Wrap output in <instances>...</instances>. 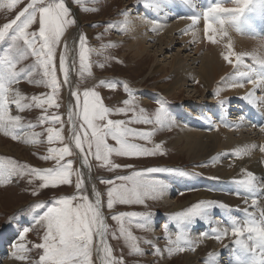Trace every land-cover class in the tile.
Wrapping results in <instances>:
<instances>
[{"label": "rangeland", "instance_id": "374dc122", "mask_svg": "<svg viewBox=\"0 0 264 264\" xmlns=\"http://www.w3.org/2000/svg\"><path fill=\"white\" fill-rule=\"evenodd\" d=\"M155 1L159 2V0H155ZM219 1L221 2V7L223 8H228L230 6H233V10H234L236 17L238 16V14H241L244 12L243 6H245L246 7L245 13L248 14L249 16L244 15V16H240L239 18H235L234 20H231L233 14L229 15L228 19L231 20V24H233L235 27V28L231 27L229 29H227L228 26L226 22L225 23L222 22L223 20L221 18L218 19L219 16H217L216 17V21H217L216 27L217 29L219 28L221 30L220 31L215 30V33L217 34V36L214 37L212 35V32H209L208 29H205V30L202 29L205 26L203 24L204 22H201L199 17L195 19V18H192L193 15H189L187 18H183L184 17L183 15H187L191 12H192L191 14H193L196 12L195 11L196 9L199 10V6H201V4L198 1L196 0H193V1L192 0H160V2H165L169 4V7L170 8L173 7V9H176L177 8L176 4H178V8L175 10L177 13H174L175 15L172 16L175 18L173 22H175L176 24L182 22V24L184 25H182V27H180L179 30L177 29L175 33H172V34L169 33V35H167L168 31L167 32L165 31L166 36H164L163 31H158L155 33L153 31L150 32L146 30L148 31V33H147V39L145 40V43H144L145 52L142 54L140 58H136L133 55L134 54L133 49L132 50L125 49L128 40L131 39L130 37L131 35H129V31H126L127 29L126 30H123V29L125 28V24H124L125 19L128 16L133 18V17H138L139 15H143L145 13L144 9H146V7L143 6L144 9L140 8V5H142L141 4L142 1L140 2L139 0H80V2L77 3L76 0H65L66 6L70 10L69 19L75 20V24L69 25L66 28L65 35L62 38V44L60 47L57 48V51H56L55 63L57 67V76H58V79L61 81V89H60V92L58 93V97H59L58 103L60 107L58 109L49 108L48 113H47V114L60 115L63 121V125L61 124L52 125L50 123L41 124L40 117L42 115H45V112L43 109L36 108L35 106H33L29 109H26L23 112H19L16 109L15 105L12 104L10 105V110H13L19 113L23 118L22 124L24 126H22L21 128L24 129V133L27 134V137H28V134L29 133L31 134L32 132L40 134L38 137L39 142L36 144L29 143L30 145L23 142L21 137L18 134L21 128L14 129L15 135L17 137L16 139H13L11 135H5L3 131L2 132L0 131V139L4 142V145H2V147L7 148L8 146H10L13 150L12 153L10 154L0 155V163H7L8 161H12L17 166H27L23 169L22 174L13 175L12 177H10L9 181L3 184H0V233H3L11 224L15 225L17 223L20 225L18 234L24 228L29 229L27 236H26V241H25L29 248V251L26 253L27 259H25L26 261L23 263L19 262L20 264H36V262L39 260V256L42 255V251H43L42 249L35 248L34 245L43 242L42 238L44 234V226L36 223L35 220L33 219V216H39L46 209H40V210H37L35 213L30 214L29 209L32 205L43 202L46 205L51 206L52 202H54L61 196H70L73 194H76V195L86 194L89 196L90 199H92L91 193L89 190H87L85 185H84L83 193H79L75 189L74 187L75 179H76L75 175H73L72 177L73 183L71 185H59L56 187L49 186L47 188H41L40 185L43 182L38 177L32 175L30 172L31 168L47 169V168L54 167L55 161L44 160L42 157L48 155L47 149L49 147H62L65 144L68 145L72 149L73 155L70 157H65V160L62 161V163H65L68 159H71L73 161V169L79 170V163H78L77 158L79 157L82 159V154L80 153L78 149L75 148L74 140L72 139L71 141L70 137L68 136L70 134V127H71L68 122L69 111L66 108L65 89H64V83L61 77V75L63 74L59 71V55H60V52L63 51L62 47L64 45L65 38L67 34L75 28H77L78 30V41L81 35L86 34L87 46L90 49H92V51L89 53V60H90V63L92 64V75L88 76L87 73H85L83 76H80L78 74V71L76 70L75 75H74L75 86L72 92L73 91L78 92L82 98V93L84 90L86 89L96 90L100 94L105 106L113 110L109 118L113 120H126V121L132 116L131 112H129L127 115L119 114L118 112H116V109L125 106L123 104V101L125 99L130 98L127 95V93L124 91V87H123L124 84L128 85L129 90L133 94L131 99H133L134 106L136 107L137 112H139L140 108L145 107V106L139 105L137 103L138 101H136L137 96H139L138 92H141L144 89L148 91L158 92L157 93L158 96L154 100H153L154 97H152V100L150 101V103L147 105L146 108H144V112L145 114L154 115L155 110L160 105H162L164 108L166 117H169V119L173 123L172 124L173 127H175L174 128L175 131L173 132V130L167 131L165 129V126L163 127L155 126L154 127L153 125L136 124V123L129 125L130 127H134V128H137L143 131H153L154 130L155 134L151 142L139 141V140H137L136 142L141 143L145 147H148V148H152L154 147L155 144L159 143L162 145V150L164 154L157 153L156 155H153V156H147V157H141V158H124V157L113 155L111 157L112 161L116 164L121 165L120 168L115 169V170H110L108 167L104 166L101 161L95 160V158L91 154L88 155V159L90 162L89 168L92 171L94 182L97 184L98 191L102 193V205H103L104 212L107 215L106 223L108 225V232L106 234V242L108 243L109 247L112 249L113 257L116 259L122 260L124 264H166V263L167 264H182L181 261L184 258V256H186V253L195 255L198 250V247L202 245L200 247L201 249H200V256H199L202 260L199 259V257H197L196 258L197 264H201V263L206 264V262L208 263L211 262L213 264L214 262L217 263V260H219L221 257L223 258V256L228 250H230V253L235 254V258L232 259L229 256V253H227V255L231 258V261H229V264H251L252 257L235 243L236 237H233L231 235V227L244 224L248 220L249 215L252 212H256L258 215L259 210L264 209V201H263L264 195H263L262 201L260 200L262 190L260 191L256 189V192H257L256 197L255 195L253 196V198L257 201L256 210L254 208H251L247 212L243 209L245 211L244 212L245 214H242L239 212L238 213L233 212V210L236 211V209H240V208H232V207L229 208V207L220 206L221 203L223 205L229 206L228 204L231 203V200L229 199L231 198H228V199L226 198L227 200L224 199L220 201L221 202L220 203L217 201L215 202L214 200L212 201L211 195H219V194L223 195L225 192L230 191V189L227 188V186L224 184L225 180L222 178L218 179L217 177V170L220 169L221 166L223 168H227L230 171L232 178L235 177L234 178L235 180L233 179L232 180L238 187L240 186L243 187V188L240 187L239 189L236 188L235 190V196L241 197L239 198L240 201L243 200V197L244 199L248 198V192L246 191L247 190L246 185H241L240 183L238 184L237 175L242 173L245 170L246 171L249 170V167H251L254 163L259 164L258 167L262 169V170L259 169L260 174H261L260 177L263 178V182L261 181L260 183L262 184V188H264V174H263L264 173V165H263L264 162H262L264 161V159H261V157L262 158L264 157V152H261V150H259L260 152L256 153L258 151V149L256 148L258 139L260 140L264 139V125H263L264 118L261 119V115L264 113V106L262 105V103L259 105L252 104L248 102L247 99L240 98L241 95H237V98L239 97L237 102L234 101L233 98H231L232 101H230L229 100L230 98L228 95L231 89H228L226 85L223 86L225 83L224 81L227 80L228 83L229 82L233 83L235 78H237V71L232 72V70L229 67L238 66V68L241 67V69H243L244 71L247 70L245 72V76L248 79L255 78L254 74L256 70L261 67L259 65L254 64L251 57L255 54H256L255 56L258 57L259 55L258 52L260 51L264 53V2H262V0H247L246 4H241V3H238L237 0H219ZM211 2L213 1L211 0ZM6 3H7V0H0V4H6ZM29 3H31V0H21V2L14 9H8L7 7H0V27H2L5 23L11 22V20L14 19L19 14V12L22 11ZM178 9H180L182 12ZM237 9H240V11L239 12L236 11ZM200 13L205 14L204 11H200ZM181 17L183 19H181ZM188 18H190V20ZM182 20L185 21L186 23L183 22ZM170 22L172 23V21ZM191 24L196 29H198L199 32L201 33V34H197L199 35L197 38L203 39L204 40L203 45L206 47V49L204 50L203 49L201 50L198 47V49L200 50H198V54L196 55L194 54L195 52H197L196 51L197 43L191 40V36H194L195 34H193L192 32L193 30L187 31V29L191 28V26H189ZM224 28L228 30L229 32H227ZM38 29H39V23L37 20V22H35L28 29V31L30 32L38 31ZM237 29H239V31H237ZM213 30L214 29H212L211 31ZM243 36L246 39H242L241 37ZM213 37L215 39V43H210L209 40L212 39ZM225 37H228L232 41H235L237 38L246 40L247 42L253 43L256 46V48L254 49L253 46H250V49L248 52V50L245 49L244 46H241L238 43L235 46L237 48L236 49L234 45L232 44V42H227L225 40ZM187 38H190V39H187ZM250 39L251 41H249ZM78 41L76 44V69H78V63H79L78 62V47H79ZM256 42L257 44L260 42L259 45H257ZM10 43L11 41L8 38H6L3 42H0V55H2L5 52V50L9 48ZM22 43L23 42L21 41V45ZM209 43L212 45L209 46L208 45ZM225 44L227 45L226 49L223 50L221 53L215 51L217 47L224 46ZM109 45H114V47H109ZM229 45H232L231 53L229 51V47H228ZM37 47H39V44H37ZM208 47H213L214 52L219 55L218 59L223 63V66L227 68V71L219 75L217 80L212 82L207 87L201 82L200 77L195 75L196 79L193 82L186 81L183 83L182 87L180 86V89L182 90V94H178L177 96H174V95L171 96L173 93L170 94L169 92H166L165 90L160 89L161 87L159 86L161 85L165 86L167 85V83L171 84L172 82V78L170 76L172 73V68H171L172 63H173L172 65L174 64L175 65L193 64L191 65V67L193 68V70H195L200 66V60H199L200 56L205 54V51H207ZM229 54L232 55V58H233L232 63H228L223 59L224 55H229ZM250 54H253V55H250ZM236 55H241L242 57H244L243 64L236 63L235 61ZM101 64L104 66L100 67ZM21 69L30 71L31 78H29L26 74L22 73L21 76L18 78V81L13 84V87H17V90H19V92L22 95H25L28 98V103H32L31 97L34 95L41 96V95H47L50 93L51 90L47 88L43 83L35 82V81H40L43 79L42 69H40L37 66V58L35 56L29 54L26 59L22 60L17 65L16 70L20 71ZM0 71H3V69L0 68ZM260 74L261 75L264 74V69H262V72ZM220 80H223V81L220 82ZM101 81H105V83L102 85ZM241 81L243 83H246L244 78H241ZM112 83H115L117 85L115 89H110L108 87V85ZM218 87L222 88V90L219 89ZM224 87H226L227 89L226 88L224 89ZM251 89H252V85L250 87V90ZM258 90L259 91H257L256 89L255 95L258 94L260 91L261 92L259 93V95H262L261 93H263L264 88L262 89L260 88ZM217 92H219V96L214 95ZM224 93L228 94L227 96H225L228 98L222 97V94ZM172 97H175V98H172ZM72 100L74 103V121L77 123V125H79L80 123V120L78 118L79 110L76 109L75 107L76 100L73 96H72ZM210 100L215 102V103L213 102L210 104L214 108H217L218 104L221 103V101H224L228 104V106L235 105V108L240 109L237 111V114H240V112L241 113L246 112L247 117L252 116L253 121L251 117H250V120L254 122V126H255L254 128L253 126L250 127V129L252 128L254 129L252 130V133H251L252 139L247 136L246 139L243 138V140H240V141H250L252 146L253 145L255 146L253 149L256 155H242L241 157L237 158L233 155L235 151L237 150L236 148L229 147V149H227V148L222 147L220 148V150L216 152L217 156L215 158H211L210 160L211 162L209 160H208L209 162L206 161L209 158H205L203 160L195 162L194 164H191L192 162L189 161L188 156H186L182 151H180V147L181 146L184 147V144L180 145V147L173 146L172 140L175 137H177L176 135L180 133L179 128L176 127L177 126L176 125L177 116L173 115L172 108L174 107L175 108L179 107L183 109V111H186V115H189L190 117L196 116L197 118L201 120H203V117H205L204 116L205 114L209 113L210 117H207V118H211V120L208 121L210 126L208 128V126L205 125L206 122H204V125H205L204 130H208L207 132L211 134L220 135L221 139H224L223 137L225 136L226 132L231 133L232 135L235 134L234 131L236 129V126H229L225 121H223L222 118L220 117L217 118L218 113L216 111H213L211 108H206ZM245 101L247 104L250 103L249 104L250 106L247 105ZM241 103H245V104H241ZM223 104L222 103L219 104V106L222 109H223L222 107ZM240 104L244 106L246 105L245 110L242 109ZM149 105H151V107ZM251 105L253 106L251 107ZM246 110H248L249 112ZM222 112L224 115L225 114L227 115L228 113L225 109H223ZM170 115H171V118L172 116L174 117L172 119L173 120L175 119V121H173L170 118ZM214 115H217L216 118ZM30 123L36 124L37 126L34 129L27 127V125ZM48 127H55L57 129H60L61 127L63 128L62 135L65 138L63 141V144L59 142H54L51 145L48 144L47 139H46V136H47L46 129ZM199 127L201 126L199 125ZM234 138L237 139L236 137ZM238 140L239 139H237V141ZM109 143L114 144L115 142L109 140ZM222 143L223 142L220 141V145ZM246 143L248 144V142ZM262 147L263 146H260L259 148L262 149ZM228 152H230L231 155L228 154ZM257 155L261 160L259 158H256ZM220 162L221 163L223 162V163L221 164ZM202 164L204 166L201 167L200 165ZM260 164H262L263 166ZM125 166H130V167H125ZM150 167H160L161 169H176L177 170V171L164 170V171H159L157 173L152 174V177L157 178L160 181H162L163 185L166 184L164 178L162 177L165 175L167 177L182 178L184 176L183 178H186V176L194 177L192 175L196 174L195 176L200 181H204L203 183L204 185L200 184L198 187L185 188L184 190L182 189V192H180L177 196L176 195L171 196L170 201L174 200V202L181 201L182 203H185L188 200H190L191 197L193 196H196V195L203 196L204 195V197H201V198L198 197L197 199H194V200L192 199L193 201L191 200L190 202H188L187 206H183L184 208L180 207L181 209L175 210L176 212L185 210L186 208L191 206L193 203H196L202 200V198L203 200L212 201L213 202L212 205L206 208L202 212L201 215L190 217V219L186 218L184 220H177L173 218V214L176 212H173L171 208L172 206L170 207L169 205L164 204V201L161 198L162 195L155 200H152V199L147 200L145 205L115 204L111 210L107 208L106 192H107V188L109 187V185L101 183V180L112 179L114 183H120V181L115 180V177L130 175L132 171H142ZM255 169L257 170V168ZM256 170L254 174H257ZM212 188L214 189V191H211L213 190ZM238 190L239 192H237ZM34 191L37 194L33 195L32 193ZM208 191H211L214 193L208 194ZM205 196L208 198H205ZM234 207H237V203L235 204ZM132 211L147 214L146 218L143 220L140 218H133L131 223H129L126 218L124 221L126 227H128L131 230L132 234L137 238V243L142 250V254L134 253L131 251L128 242L125 240L124 237L120 236L119 234V224L116 221L111 219L112 215L114 214H119L120 212H132ZM210 215H211V218L209 217ZM218 216L222 217L221 219L223 220L222 222L225 223L224 221H226L227 224L217 225L218 222L216 220V223H214L213 227H211L212 229L204 233L207 235H201L199 238L200 241L195 243L194 251L188 250L189 245H187L182 239L179 246L183 247L185 249L184 251L177 252L173 250L172 253L168 252V248L172 247V245L168 243V239H167L168 236H170L173 241H175L176 235H184L186 238H188V236H186L184 233L181 232L182 227L184 226L185 222L191 223V221H194L197 219L202 220L206 218L207 219L210 218L212 220V219H216ZM232 219L233 220L235 219V221L237 222L232 221ZM141 223H146L148 225V228L137 227V225ZM153 224L154 226L151 227ZM204 224L206 226L211 225L210 222L208 223L207 220L204 221ZM176 228H179V229H176ZM215 228L228 229L229 230L228 236L223 238L220 241H217L214 238V234H213V229ZM178 230L180 231L177 232ZM198 230L200 231L201 229H198ZM153 231L154 233L156 232V234L160 232V236H157L156 238H154L155 240L153 239V235H151ZM194 232H196V230H194ZM246 235L247 233H245L243 237L244 239H247ZM211 242H216L217 245L213 247ZM95 243H96V237H94V245ZM156 248L160 249L159 253L155 251ZM201 250H202V253H201ZM2 251H5V252L4 254H0V257L2 256L4 257L0 259V264H6V259L9 257L11 252L15 251V249L13 248V245H10V243H6V245L2 247ZM93 264H96L94 250H93ZM219 264H228V263L224 261L223 263H219Z\"/></svg>", "mask_w": 264, "mask_h": 264}, {"label": "snow or ice", "instance_id": "6c2138e0", "mask_svg": "<svg viewBox=\"0 0 264 264\" xmlns=\"http://www.w3.org/2000/svg\"><path fill=\"white\" fill-rule=\"evenodd\" d=\"M21 0H7L6 4H0V7L14 9ZM77 3L80 0H76ZM238 3L246 4L247 0H237ZM264 2V0H262ZM87 10V9H85ZM236 11H240L237 9ZM70 10L66 6L65 0H31L19 14L9 23H5L0 27V42L6 38L10 39L9 48L0 55V131L5 135H11L16 139L14 129L24 126L20 115L10 114V105L14 104L19 112H23L33 106L43 109L45 115L40 117V123H50L52 125L61 124L63 121L58 114H47L49 108H59L58 93L61 89V81L57 76V67L55 63L57 48L62 44V38L65 35V30L69 25L75 24V20L69 19ZM39 23L38 31H28L35 23ZM128 21L125 20L126 30ZM209 32L212 26L209 25ZM239 31V29H237ZM21 41L23 42L21 45ZM215 43V39L209 40ZM39 44V47H37ZM78 69L73 61L71 68L68 62L69 50L67 44L63 45V51L59 55V71L63 74V83L68 84L71 69H76L80 76L87 73L92 75V64L89 60V53L92 51L87 46L86 34L81 35L78 41ZM114 47V45H109ZM231 53L232 45H229ZM30 50V52H29ZM31 54L37 58V66L42 69L43 79L35 81L43 83L51 91L47 95L31 97L32 103H28V98L22 95L18 90L13 89L12 85L18 81L22 73L31 78V72L21 69L17 71V65L27 56ZM223 59L232 63V55H224ZM254 64L261 66L264 69V58L253 55L251 57ZM237 64L244 63V57L241 55L235 56ZM104 65H100L103 67ZM252 85L250 90L243 98L252 103L257 100H264V97L259 99L255 95L258 88H264V74L258 75L255 78L247 81ZM105 81H101L103 85ZM116 84L108 85L110 89H115ZM243 84L232 85V87H243ZM124 91L130 97L123 101L124 107L116 109L119 114L127 115L129 112L132 116L126 120H113L110 117L113 110L102 101L100 94L93 89H86L81 95L73 91L71 95L76 100V109H78L79 125L73 120V113L69 111L68 122L72 139L74 140L75 148L82 154V165L90 167L88 155L91 154L95 160L101 161L104 166L110 170H115L121 167L112 161L113 155L124 158H141L153 156L157 153L164 154L162 145L157 143L152 148L145 147L136 141L151 142L155 131H143L134 127L131 124H146L163 127L172 125L173 123L167 120L164 108L160 105L154 115L145 114L144 109L140 108L137 112L134 106L132 92L128 85L124 84ZM219 96V92L215 93ZM47 106V107H45ZM36 124H28L27 127L35 128ZM63 128L48 127L47 142L53 144L59 142L63 144L64 136L62 135ZM40 134L32 132L30 136L25 138L26 143L36 144L39 142ZM109 140L114 141L110 144ZM254 148L255 146H250ZM249 148L237 149L233 154L239 158L247 154ZM264 152V148L261 149ZM48 155L43 156L44 160L55 161V166L47 169L31 168L32 175L38 177L43 183L41 188L49 186L56 187L59 185H71L72 177L75 175L74 187L79 193H83L84 182L82 172L73 169V161L68 159L65 163V157L73 155L72 149L68 145L62 147H49ZM201 167L204 165H200ZM27 166H17L12 161L0 163V184L9 181L13 175L23 173V169ZM130 167V166H125ZM177 171L176 169H161L160 167H150L142 171H132L130 175L117 176L114 183L112 179H103L101 183L109 185L107 188V208L112 209L115 204L122 205H145L149 199L155 200L163 194V182L157 178H153L152 174L159 171ZM256 180V175L251 171H243L242 177L237 179L241 185L251 186ZM33 195L37 194L35 191ZM94 200L90 199L86 194L61 196L51 206L45 203H36L29 209V213H35L37 210L46 209L39 216H33L36 223L44 226L43 242L35 244L34 247L42 249V255L36 264H93L94 247L97 253H102L101 264H124L120 259L113 257L112 249L106 242V234L108 225L106 218L102 212V193L93 188ZM212 201L200 200L193 203L183 211L173 214V218L184 220L186 218L199 216L202 212L212 205ZM248 204V201H245ZM221 207H230L220 204ZM251 206L257 207V201L251 200ZM147 214L132 212H120L112 215L111 219L119 224V234L128 242L132 252L142 254V250L137 243V238L132 234L131 230L126 227L125 219L131 223L133 218L145 219ZM139 228H148L146 223L138 224ZM29 229L24 228L19 233V243H15L13 248L14 257L19 260L27 259L26 253L29 251L27 246L26 236ZM247 233V239L244 235ZM167 234V233H166ZM214 238L217 241L227 237L229 230L226 228L213 229ZM207 235V234H203ZM231 235L236 237L235 243L247 252L251 257V264H264V209L259 210V214L252 212L248 220L239 226L231 228ZM94 237L99 238L98 245H94ZM168 243L172 247L168 248V252L173 250L182 252L185 249L179 244L183 239L189 245L188 250H195V241L186 238L184 235H176L175 241L170 236L167 237ZM157 253L160 252L156 248ZM211 255V254H210Z\"/></svg>", "mask_w": 264, "mask_h": 264}, {"label": "bare ground", "instance_id": "6f19581e", "mask_svg": "<svg viewBox=\"0 0 264 264\" xmlns=\"http://www.w3.org/2000/svg\"><path fill=\"white\" fill-rule=\"evenodd\" d=\"M141 2L142 5H140V8H143V6L146 7L145 10V13L143 15H139L138 17H127L125 20H127L129 23L127 25V30L126 31H129V35H131V39L128 40L127 42V45H126V48L125 49H128V50H132L134 51V56L136 58H140L142 56V54L145 52V40L147 39V33L148 31L150 32H158V31H163L164 32V36H166V32L168 31V34L169 33H175L177 31V29L179 30L180 27H182V22H179L180 23H175L173 22V20L175 19L174 16L175 14L174 13H177L175 10L178 8V4H176V9H173V7H169V4L165 3V2H157L155 0H139ZM193 1V0H192ZM200 3L202 5H206L208 3L211 2V0H199ZM213 2H211L210 6H209V9L206 11V14H209L207 15L208 17H213L212 18V21L213 22H204V26L202 29H208L209 28V25L212 26V29H214L212 32V35L214 37L217 36V34L215 33V30H221V29H217L216 27V17L217 16H211L210 14H213L215 15L216 11L221 9L219 6H218V2L217 0H212ZM184 2V1H183ZM221 3V2H220ZM224 3V2H223ZM233 3V2H232ZM165 4V5H164ZM227 4V3H226ZM172 5V4H171ZM211 7V8H210ZM196 8V7H195ZM138 10V9H137ZM180 10V9H178ZM181 11V10H180ZM195 11H199V10H195ZM143 12V11H142ZM182 12V11H181ZM180 12V14H181ZM141 13V12H140ZM142 14V13H141ZM179 14V13H178ZM184 16V15H183ZM199 16V14H198ZM185 18V17H183ZM181 17V19H183ZM123 19V18H122ZM177 19V18H176ZM196 19V18H195ZM219 19V17H218ZM172 21V23L170 21ZM183 21V20H182ZM185 22V21H183ZM220 22V21H219ZM218 22V23H219ZM223 22V21H222ZM186 23V22H185ZM190 24V23H189ZM208 24V25H207ZM220 24V23H219ZM252 24V23H251ZM202 25V23H201ZM250 25V24H249ZM177 26V27H176ZM191 26V28L187 29V31L189 30H193V34H195L194 36H191V40L195 41V43H197V46H196V51L194 55L198 54V50H204L206 49V47L203 45L204 43V40L203 39H198L197 37L199 35L197 34H201L199 32L198 29H196L194 26L189 25ZM224 26V25H223ZM250 27V26H249ZM200 28V27H199ZM216 28V29H215ZM225 29V28H224ZM229 29V28H227ZM148 30V31H146ZM226 30V29H225ZM145 31V32H144ZM166 31V32H165ZM227 32H229L228 30H226ZM257 31V30H256ZM255 31V32H256ZM204 33V31H203ZM249 33V32H248ZM150 34V33H149ZM224 34V33H223ZM186 35V34H185ZM247 35V34H246ZM235 36V35H234ZM257 36V34H256ZM153 37V36H152ZM172 37V35H171ZM187 37V36H186ZM213 37V38H214ZM236 37V36H235ZM263 37V36H262ZM261 37V38H262ZM212 38V39H213ZM242 39H246L243 37H241ZM151 39V38H150ZM153 39V38H152ZM158 39V38H157ZM162 39V38H161ZM170 39V38H169ZM187 39H190V38H187ZM242 39H236L235 41H232L230 40L228 37H225V40L227 42H232V44L234 45V47L236 46V44H240L241 46H244L245 49L248 50L249 52V49H250V46H253L254 49L256 48V46L253 44V43H250V42H247L246 40H242ZM257 39V37H256ZM160 40V39H159ZM77 41H78V30L77 28L71 30L66 38H65V41H64V44H67L68 46V50H69V57H68V62H69V65H70V68H71V65L73 63V61H75L76 63V44H77ZM163 41V40H162ZM190 41V40H188ZM206 41V40H205ZM251 41V39L249 40ZM253 42V41H252ZM160 43V42H159ZM212 43V42H210ZM208 44L209 46H211L212 44ZM255 43V41H254ZM260 43V42H259ZM259 43L256 44L259 45ZM227 44V43H226ZM224 45V46H219L215 49V51L221 53L223 50L226 49V46L227 45ZM169 46V45H168ZM214 46V45H213ZM198 47L200 49H198ZM252 47V48H253ZM236 48V47H235ZM63 49V47H62ZM147 49V48H146ZM237 49V48H236ZM253 49V50H254ZM259 50V49H258ZM257 50V51H258ZM259 55L258 57L260 58H264V53L262 51L258 52ZM250 55H253V54H250ZM256 55V54H255ZM251 57V56H250ZM219 58V55L216 54L214 52V49L213 47H208L207 48V51H205V54H203L202 56H200V66L193 70V68L191 67V65H180V64H177V65H172L171 64V68H172V73H171V78H172V82L171 84H168L167 85H161L159 87H161L160 89L162 90H165L166 92H169L170 94L173 93L171 96H177L178 94H182V90L180 89V86L182 87L183 83L186 82V81H191L193 82L195 79H196V76H199L200 77V80L201 82L205 85V86H209L212 82H214L215 80H217V78L219 77V75H221L222 73L226 72L227 71V68H225L223 66V63L218 59ZM193 60V59H192ZM198 60V61H199ZM182 61V60H181ZM196 61V62H198ZM179 63V62H178ZM183 63V62H182ZM230 65V64H229ZM251 65V64H250ZM246 66V65H245ZM232 72L234 71H237V78H235V80L232 82H227L224 81V85L223 86H227L228 89H231L230 92H229V95L224 93L222 94V97H225V96H229V100H231V98H233L234 101L237 102L238 98H237V95H241L240 98H243L249 91H250V87H251V84H249L247 81H248V78L245 76V72L247 71H244L243 69L238 68V66H235V67H229ZM228 68V69H229ZM261 69V70H260ZM260 70V71H259ZM75 71L76 69H71L70 70V75H69V81L70 83L68 84H64V89H65V97H66V108L68 111H72L73 113V120H74V103H73V100H72V96H71V93H72V90L75 86V83H74V75H75ZM261 73L262 72V68L260 67L259 69L256 70L255 74H254V77H256L257 75H261L259 72ZM158 72V71H157ZM258 72V73H257ZM193 74V75H192ZM231 74V72H230ZM248 74V73H247ZM233 76V75H232ZM236 76V75H234ZM253 76V75H252ZM62 77V80H63V75H61ZM224 77V76H223ZM229 77V76H228ZM227 78V77H226ZM231 78V76H230ZM241 78H244L246 83H243L241 81ZM237 79V80H236ZM223 80H220V82H222ZM239 84H243L244 86L243 87H232V85H239ZM191 85V84H189ZM188 85V86H189ZM17 86V85H16ZM216 86V85H215ZM13 87V85H12ZM165 88V89H164ZM219 88V87H218ZM226 87H224L225 89ZM226 88V89H227ZM13 89H16L17 90V87H13ZM222 90V88H219ZM260 89V88H258ZM257 89V91H259ZM262 89V88H261ZM252 90V89H251ZM19 91V90H18ZM219 91V90H218ZM220 92V91H219ZM261 92V91H260ZM259 92V93H260ZM139 93V96H137L136 98V101H138L137 103L139 105H142V106H145L144 108L147 107V105L150 103V101L152 100V97L153 100L158 96V92H153V91H148V90H142L141 92H138ZM257 93V92H256ZM256 94V97L259 99L260 97H263L264 95V91L263 93H261L262 95H259ZM137 95V94H136ZM166 95V94H165ZM168 95V94H167ZM196 95V94H195ZM193 95V96H195ZM215 95V94H214ZM221 96V95H220ZM192 97V96H191ZM172 98H175V97H172ZM225 98H228V97H225ZM222 99V98H221ZM224 100V99H223ZM241 100V99H240ZM229 101V102H230ZM243 101V100H242ZM248 102H250L249 100H247ZM214 101L210 100L209 101V104H207L206 108H211L213 111H216L218 113V116L217 115H214L215 118L217 116V118H222L223 121H225L229 126H236V129L234 131L235 134H231V133H225V136L223 137L224 139H221V136L218 135V134H211L209 132H207L208 130H204L205 129V125H204V122H205V117H210L209 113L208 114H205L203 117V120L197 118L196 116L195 117H190L189 115H186V111H183V109L179 108V107H174L172 108L173 109V115L177 116V119H176V127L179 128L180 130V133L178 135H176L177 137H175L173 140H172V144L173 146H179L184 144V147L181 146L180 147V151H182L186 156H188V159L190 162H192L191 164H194L195 162H198L200 160H203L205 158H209L207 159L206 161H210L211 158H215L217 156V151L220 150V148H227L229 149V147H233V148H236V149H242V148H249L250 150L247 152V154L245 155H256L255 154V151L253 148H251L250 146H252L251 142L250 141H240V140H243V138L246 139V137H250L251 138V133H252V130H254L253 128L255 127L254 126V122H252L250 120V117H247L246 116V112L245 113H241L240 111V114H237V111L240 110V109H237L235 108V105L234 106H231L224 102V101H221V103L223 104V109H225L228 113L227 115L223 114L222 112V108L219 106V103L218 104V107L217 108H214L212 105H210L211 103H213ZM215 103V102H214ZM246 103V101H245ZM245 103H241V104H245ZM252 103V102H250ZM249 103V104H250ZM264 106V100H257L256 103H252V104H255V105H259L261 104ZM240 104V105H241ZM247 104V103H246ZM247 104V105H249ZM192 105V104H190ZM195 105V104H193ZM151 107V105H149ZM246 106V105H245ZM245 106L244 105H241L242 109L245 110ZM250 106V105H249ZM248 106V107H249ZM253 105H251L252 107ZM193 107V106H192ZM238 107V106H237ZM262 107V106H261ZM143 108V109H144ZM188 108V107H187ZM190 108V107H189ZM237 109V110H236ZM258 109V108H257ZM261 109V108H259ZM185 110V109H184ZM231 110V111H230ZM235 110V111H233ZM263 110V109H262ZM191 111V110H190ZM194 111V110H193ZM208 111V110H207ZM248 111V110H246ZM201 112V111H200ZM249 112V111H248ZM259 112V110H258ZM194 113V112H193ZM198 113V112H197ZM214 113V112H213ZM212 113V114H213ZM262 113V112H260ZM10 114L11 115H20L19 113L13 111V110H10ZM196 114V112H195ZM199 114V113H198ZM215 114V113H214ZM230 114V115H229ZM172 115V114H171ZM171 115H170V118H171ZM193 115V114H192ZM245 115V116H244ZM260 115V114H259ZM21 116V115H20ZM168 116V115H167ZM213 116V115H212ZM264 113L261 115V119L264 118ZM22 117V116H21ZM247 117V118H246ZM172 118H174L172 116ZM171 118V119H172ZM214 118V117H213ZM211 119V118H210ZM241 119V120H240ZM167 120L171 122V120L169 119V117H167ZM173 120V119H172ZM215 120V119H214ZM219 120V119H218ZM221 120V119H220ZM240 120V121H239ZM249 120V121H248ZM175 121V119L173 120ZM217 121V120H216ZM215 121V122H216ZM222 122V121H221ZM229 122V123H228ZM251 122V123H250ZM208 123V122H207ZM218 123V122H217ZM223 123V122H222ZM263 124V123H262ZM199 125L201 127H199ZM264 125V124H263ZM253 126L252 129H250V127ZM258 127V126H257ZM21 128V127H20ZM18 128V129H20ZM175 127H173V125H165V129L168 131V130H173V132L175 131L174 129ZM224 128V127H223ZM214 130V129H213ZM238 130V131H237ZM17 131V130H16ZM2 132V131H1ZM18 132V131H17ZM244 133V134H243ZM261 133V131H260ZM19 136L21 137L22 141L25 142V138L27 137V134L24 133V129L21 128L20 131L18 132ZM30 134V133H29ZM28 134V136H29ZM72 141V133L70 131V134L68 135ZM234 137H236L237 139H239L237 141V139H235ZM252 139V138H251ZM222 141L223 143L220 145V141ZM248 142V144L246 143ZM26 143V142H25ZM29 144V143H27ZM261 144V145H260ZM2 145H4V142L0 139V155H3V154H10L12 153V148L10 146H8L7 148H3ZM30 145V144H29ZM260 146H263L262 148H264V139L263 140H260L258 139L257 141V146L256 148L258 149V152H260L259 150H261L259 147ZM262 152V151H261ZM228 154H230V152H228ZM231 155V154H230ZM220 156V155H219ZM224 156V155H223ZM260 156V155H259ZM262 156V155H261ZM219 158V157H218ZM245 158V157H244ZM247 158V157H246ZM250 158V157H248ZM255 158V157H254ZM253 158V159H254ZM256 158H259L258 155L256 156ZM226 159V157H225ZM260 159V158H259ZM261 159H264V157ZM260 159V160H261ZM78 160V163H79V170L82 172V178H83V181H84V185L85 187L87 188V190L90 191L91 193V197L92 199L94 200V196H93V188L95 187V189H97V184L94 182V178L92 176V171L91 169L88 167V166H83L82 165V159L81 158H77ZM239 160V159H238ZM249 160V159H248ZM251 160V159H250ZM258 160V159H257ZM208 161V162H209ZM216 161V160H215ZM219 161V160H218ZM243 161V160H242ZM255 161V160H253ZM211 162V161H210ZM230 162V161H229ZM247 162V161H246ZM264 162V161H262ZM200 163V162H199ZM205 163V162H204ZM207 163V162H206ZM221 163V162H220ZM223 163V162H222ZM221 163V164H222ZM242 164V163H241ZM197 165V164H196ZM203 165V164H202ZM259 164L257 163H254L251 167H249V170L247 171H251L253 173H255V168H257L256 170V180L254 182L253 185L251 186H247V192H248V198H245L243 197V200L240 201L239 198L241 197H238V196H235V190L236 188L239 189L240 187H238L233 180H235L234 178H232L231 176V173L230 171L227 169V168H223L222 166L220 167V169L217 170V177L218 179L219 178H222L225 180V185L227 186V188L230 189V191L228 192H225L223 195L222 194H219V195H211L212 196V201L214 200L215 202H220L224 199H228V198H231L229 200H231V203H229L228 205L230 206L229 208H240V209H236V211L233 210V212H239V213H242V214H245L244 212L245 211H249L251 208H253L251 206V200H253V196L255 195L256 197V189L258 190H262V194L260 196V200L262 201L263 199V195H264V188H262V184L260 183L261 181L263 182V178H261V174H260V169L258 167ZM262 165V164H260ZM264 165V164H263ZM262 165V166H263ZM192 166V165H191ZM240 166V165H239ZM242 166V165H241ZM214 168V167H213ZM216 168V167H215ZM205 169V168H204ZM238 169V168H236ZM235 169V170H236ZM260 169V170H259ZM199 170V169H197ZM216 170V169H215ZM196 171V170H195ZM201 172V171H200ZM213 172V171H212ZM207 173V172H206ZM239 173V172H238ZM243 173V172H242ZM242 173L238 174L237 175V179L241 178L242 177ZM201 174V173H200ZM264 174V173H263ZM196 175V174H195ZM195 175H192L194 177H187L186 178H175V177H167L166 175L165 176H162L165 180V187L163 189V194L161 196V198L163 199L164 201V204L165 205H169L173 212H176L175 210H179L181 209L180 207H183V206H187V203L190 202L192 199H197L198 197H204V195H196V196H193L191 197L190 200H188L187 202L185 203H182L181 201H170V198L171 196H177L180 192H182V189L184 190L185 188H194V187H198L200 184H203L204 181H200ZM171 176V175H170ZM202 176V175H201ZM178 177V176H177ZM199 177V176H198ZM203 177V176H202ZM263 177V176H262ZM197 178V179H196ZM201 178V177H200ZM204 178V177H203ZM233 179V180H232ZM236 182V181H235ZM221 183V182H220ZM239 184V183H238ZM204 185V184H203ZM220 187V186H219ZM85 188V189H86ZM204 188V187H203ZM214 188V187H213ZM212 188V189H213ZM226 188V187H225ZM243 188V187H242ZM241 188V189H242ZM202 189V188H201ZM98 190V189H97ZM204 190V189H203ZM226 190V189H225ZM228 190V189H227ZM245 190V189H244ZM211 191H214L211 190ZM211 191H208V194H212L214 192H211ZM239 192V190L237 191ZM171 194V195H170ZM195 195V194H194ZM246 196V195H245ZM205 198H208L205 196ZM259 198V197H257ZM175 199V198H174ZM226 199V200H227ZM192 200V201H193ZM203 200V198H202ZM211 200V199H210ZM198 201V200H197ZM245 201H248V204H245ZM264 201V200H263ZM230 202V201H229ZM221 203V202H220ZM237 203V207H234L235 204ZM263 203V202H262ZM261 205V203H260ZM263 205V204H262ZM184 208V207H183ZM245 211H244V210ZM256 210V208H254ZM259 209V208H258ZM231 211V210H230ZM258 211V210H257ZM102 212L105 216V218L107 217L106 213L104 212V209H103V205H102ZM227 212V211H226ZM232 212V211H231ZM205 215V214H204ZM203 215V216H204ZM211 218V215L209 216ZM210 218H206V219H202V220H194V221H191V223L189 222H185L184 226L182 227V230L181 232L184 233L186 236H188L189 239H192L194 240L195 242H199L200 241V236L203 235L204 233H206L207 231H210L213 227V224L216 223V220H217V225H226V221H224L225 223H223L221 220L222 217H217L216 219H210ZM239 218V217H238ZM245 218V217H244ZM190 219V218H189ZM107 220V218H106ZM193 220V219H192ZM208 221V223L210 222V226H206L204 224V221ZM232 221L234 222H237L235 221V219ZM231 221V222H232ZM216 225V226H217ZM154 224L151 226L153 227ZM181 227V226H180ZM234 227V226H232ZM231 227V228H232ZM22 228V227H21ZM20 229V225L17 223L15 225L11 224L3 233H0V254H4L5 251H2V247H4V245H6V243H10V245H14L15 243H19V234H18V230ZM176 229H179V228H176ZM198 229H201L200 231ZM203 229V230H202ZM153 230V229H152ZM194 230H196V232H194ZM176 231V230H175ZM180 230H178L177 232H179ZM152 232V231H151ZM174 233V232H173ZM155 234V235H154ZM176 234V232H175ZM151 235H153V239L156 238L157 236H160V232L156 234V232L154 233H151ZM171 235V234H170ZM247 236V235H246ZM106 239V237H105ZM155 240V239H154ZM208 242V241H207ZM99 243V238L96 237V243L95 245H98ZM213 247L217 245L216 242H211ZM198 246V245H197ZM202 246V245H201ZM200 246V247H201ZM200 247H198V250L196 252L195 255L193 254H190V253H186V256H184V258L182 259L181 263L182 264H197V257L200 256ZM216 249V248H215ZM7 250V249H6ZM9 250V249H8ZM15 251L11 252L9 257L6 259V264H20V263H23L25 262L26 260H19V259H16L13 255ZM201 253H202V250H201ZM208 253V252H207ZM206 253V254H207ZM215 253V252H214ZM227 253H229V256L234 259L235 258V254H232L230 253V250H228L225 255L223 256V258L221 257L219 260H217V263L214 262V264H219V263H223L224 261L226 263L229 264V261H231V258L227 255ZM232 254V256H231ZM94 255H95V259H96V264H101V258H102V253H97L95 247H94ZM192 255V256H190ZM206 257V256H205ZM4 258L3 256L0 257V259ZM199 259H201L199 257ZM204 259V258H203ZM250 259V258H249ZM202 260V259H201ZM208 261V260H207ZM210 261V260H209ZM20 262V263H19ZM208 262H206L207 264ZM167 264V263H166ZM202 264V263H201ZM208 264H213L211 262H209Z\"/></svg>", "mask_w": 264, "mask_h": 264}]
</instances>
